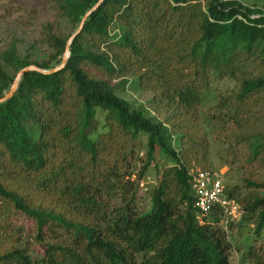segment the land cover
Returning a JSON list of instances; mask_svg holds the SVG:
<instances>
[{"label":"trees","instance_id":"16d2710c","mask_svg":"<svg viewBox=\"0 0 264 264\" xmlns=\"http://www.w3.org/2000/svg\"><path fill=\"white\" fill-rule=\"evenodd\" d=\"M55 1L71 32L54 34L48 24L42 59L30 55L33 43L0 50V98L21 69L58 67L98 2ZM209 75L239 79L234 113L264 92V5L105 0L70 42L61 70L25 72L0 103V264H230L229 232L254 220L250 238L258 239L264 197L236 196L234 186L224 192L244 214L227 233L218 211L195 219L187 170H208L200 110ZM125 84L150 94L148 110L116 94ZM256 143L254 156L264 136ZM157 152L165 164L142 213L136 190ZM243 182L264 190V182ZM16 215L32 221L31 241L17 237ZM259 250L248 244L242 264H264Z\"/></svg>","mask_w":264,"mask_h":264},{"label":"rangeland","instance_id":"374dc122","mask_svg":"<svg viewBox=\"0 0 264 264\" xmlns=\"http://www.w3.org/2000/svg\"><path fill=\"white\" fill-rule=\"evenodd\" d=\"M249 7L262 8L264 0H243ZM50 24L54 34H67L72 27L67 25L57 9L55 0H0V50H4L11 41L16 42L20 52L28 45L35 44L36 51L32 58L42 59L48 54V48L42 43L45 27ZM252 71V68H249ZM119 83L114 80L113 85ZM239 79L228 77L216 78L209 75L206 82L207 96L200 110L203 131L201 136L208 141V161L206 169L222 176L223 185L236 188V196L255 193L264 197V190H251L245 187L244 180L264 182V148L254 156L257 137L264 136V92L256 94L242 104L236 113L234 94L237 92ZM116 94L128 101L133 108L147 109L150 94L130 88L129 84L115 86ZM93 135H91L92 137ZM141 141V142H140ZM138 157H144L145 139L138 140ZM137 142V143H138ZM156 153L154 162L147 169L136 190V203L139 212L150 209V191L160 178L165 161ZM140 161H137V169ZM196 167V166H194ZM147 188V189H146ZM11 221L20 232L17 237L21 242L31 241L34 235L33 223L22 215L14 216ZM254 220L249 226L229 232L232 249L229 252L230 264H242L247 245L254 243L264 255V231L253 240ZM238 241H234V238ZM250 238V239H249ZM37 249V247H35Z\"/></svg>","mask_w":264,"mask_h":264},{"label":"built area","instance_id":"2783aa9c","mask_svg":"<svg viewBox=\"0 0 264 264\" xmlns=\"http://www.w3.org/2000/svg\"><path fill=\"white\" fill-rule=\"evenodd\" d=\"M192 191V208L196 212L195 219L199 224L205 223L203 217L218 211L219 226L227 233L231 224L238 223L244 212L235 199L224 192L222 176L211 170L191 167L187 170ZM140 183L139 185H141Z\"/></svg>","mask_w":264,"mask_h":264},{"label":"water","instance_id":"95a60500","mask_svg":"<svg viewBox=\"0 0 264 264\" xmlns=\"http://www.w3.org/2000/svg\"><path fill=\"white\" fill-rule=\"evenodd\" d=\"M105 0H98V2L89 10L85 13V15L82 17L81 19V22L79 24V27L78 29L76 30V32L69 38L67 44H66V47H65V51H64V54H63V57H62V60H61V64L54 68V69H51V70H41L35 66H29V67H25L23 69H21L15 76V79L13 81V84L11 86V89L8 91L7 94H5L2 98H0V103H3L5 102L6 100H8L9 98H11V96L13 95V93L15 92L16 90V86H17V83L20 79V77L25 73V72H28V71H36V72H39V73H42V74H52L54 72H57L59 70H61L64 66H65V63L67 61V58L69 56V44L70 42L72 41V39L77 36L82 28H83V25L85 23V20L87 19V17L93 13Z\"/></svg>","mask_w":264,"mask_h":264}]
</instances>
